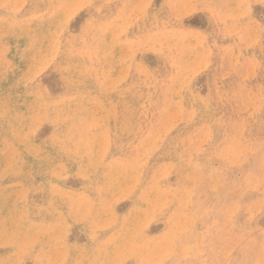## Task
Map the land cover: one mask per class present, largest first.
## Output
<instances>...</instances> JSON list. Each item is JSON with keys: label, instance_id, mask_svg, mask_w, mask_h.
I'll return each instance as SVG.
<instances>
[{"label": "rangeland", "instance_id": "1", "mask_svg": "<svg viewBox=\"0 0 264 264\" xmlns=\"http://www.w3.org/2000/svg\"><path fill=\"white\" fill-rule=\"evenodd\" d=\"M0 264H264V0H0Z\"/></svg>", "mask_w": 264, "mask_h": 264}, {"label": "bare ground", "instance_id": "2", "mask_svg": "<svg viewBox=\"0 0 264 264\" xmlns=\"http://www.w3.org/2000/svg\"><path fill=\"white\" fill-rule=\"evenodd\" d=\"M200 88V87H199ZM68 181V180H67ZM70 235V234H69Z\"/></svg>", "mask_w": 264, "mask_h": 264}]
</instances>
